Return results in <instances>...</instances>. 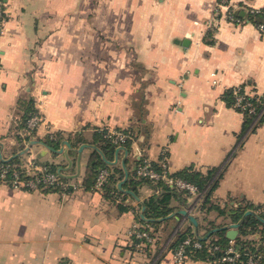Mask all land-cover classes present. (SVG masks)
I'll return each instance as SVG.
<instances>
[{"label": "crops", "instance_id": "0c3cea01", "mask_svg": "<svg viewBox=\"0 0 264 264\" xmlns=\"http://www.w3.org/2000/svg\"><path fill=\"white\" fill-rule=\"evenodd\" d=\"M4 2L0 160L17 150L11 129L28 103L42 122L23 147L35 142L40 161L80 185L28 191L0 183V264H227L177 262L172 242L193 226L182 209L200 224L229 226L230 213L264 206V112L244 127L243 111L225 99L237 87L264 94V17L245 19L264 0ZM102 126L132 130L128 147L108 150V159L101 153L122 168L115 186L123 196L115 198L82 184ZM54 132L55 152L42 142ZM139 152L170 172L223 167L207 205L227 213L206 209L203 192L183 193L166 220L148 224L141 201L159 189L142 184L136 198L126 185ZM135 226L155 234L146 252L132 249Z\"/></svg>", "mask_w": 264, "mask_h": 264}, {"label": "trees", "instance_id": "16d2710c", "mask_svg": "<svg viewBox=\"0 0 264 264\" xmlns=\"http://www.w3.org/2000/svg\"><path fill=\"white\" fill-rule=\"evenodd\" d=\"M263 12L264 9L249 10L248 14L245 16V19L247 21L253 22L259 21L262 19V17H264ZM239 90L244 95L246 101L252 102L254 104L256 111L261 109L262 103L264 102V94L248 95L242 91L241 87ZM233 91L234 90H228L226 92L225 99L228 103L232 101L234 102L235 95ZM243 113L245 115L244 127H247V125L253 120L255 114H250L246 111ZM34 114H38L37 110L33 108L31 104L27 103L25 109L23 110V114L20 116V118H18V120H16L11 129V134L17 142V150H13L12 156L9 158L0 160V165L7 163L10 165L16 164V166L13 168H20L17 164H19L22 158V155L20 154V151H22L24 148L22 143L23 141L29 140L31 137L35 136L36 129L34 128L29 130V133L25 136H20L18 131L20 128L25 126L27 118ZM124 131L132 135V130L124 129ZM98 137L100 139L99 149H93L90 154L87 164V172L83 177L82 184L88 189L92 188L99 171L102 168H106L108 170V174L106 175V179L102 184V193L112 198L121 195L123 196V194L118 191L115 186L116 180L122 178L123 176L122 168H119L115 165H110L103 159L101 155V153H103L107 159L110 158L107 153L108 150L113 151L117 145L112 141L105 139L102 132L98 133ZM60 141L61 136L56 132L48 133L42 139V142L53 152H55V150L59 147ZM130 142L131 140H127L123 145L128 147ZM141 161L142 158H138L136 160L135 170L131 175H129L126 185L137 196H139L138 188L142 184H147L152 189H159V193H153L141 201V205L144 207L143 214L148 219L147 223L154 225L160 222L159 218H163V220L168 218L169 214L174 211L171 201L177 198L182 200L181 196H183V193L185 192L179 190L174 184H170L164 179L153 181L147 177L137 175L136 167L141 163ZM40 162L41 164L46 165L50 171L58 172L56 164L46 161ZM151 164L152 167L159 172L164 170V165H159L158 162L151 161ZM223 169V167H214L209 169L207 173H201L199 171L193 170L191 167H186L178 172H170L165 166L167 176L172 178H181L197 185L199 191L203 192V202L205 205H207L209 202L210 195L217 186L219 179L222 176ZM208 208H215L219 211V213H227L224 209L217 205H207L206 209ZM241 213L242 212L237 210V212L229 214V217L233 222L239 223L237 228L238 233L234 239H229L226 236V229L228 225L215 224L213 221H207L205 224H200V222H197L196 225L178 230L177 235L172 242V246L176 247L186 237H191L192 240L200 241L202 246L199 248H194L189 245L186 246L185 248L186 252L188 253V257L192 259L213 260L217 258L220 259L223 249L227 248V246L232 243L231 245H233L238 250L240 255L237 260L234 262H228L227 264H247L246 261L248 258L255 260V264H264V216H256V214H247L243 216ZM144 227L148 229L147 226ZM256 234L258 236H256ZM137 241L138 239L134 237V242ZM214 245H218L220 250H209V247Z\"/></svg>", "mask_w": 264, "mask_h": 264}, {"label": "built area", "instance_id": "2783aa9c", "mask_svg": "<svg viewBox=\"0 0 264 264\" xmlns=\"http://www.w3.org/2000/svg\"><path fill=\"white\" fill-rule=\"evenodd\" d=\"M225 1L221 0L220 4ZM4 0H0V17L4 13ZM230 19H234L233 16L228 12L227 15ZM261 29H264V24L259 25ZM1 70V66H0ZM240 87L234 89L233 93L235 99L233 105L240 111H246L247 113L254 114L256 111L255 106L252 102L246 101L244 95L240 92ZM261 112H264V102L261 106ZM42 122V118L39 114L31 115L27 118L25 126L20 128L18 131L20 136H25L29 133V130L37 128ZM101 132L103 137L109 141H112L116 145H123L127 140H132L133 136L121 129L112 126H102ZM27 143L24 147H27ZM26 157H22L19 164L20 168H13L15 165L2 164L0 165V183L7 184L14 189L28 190V191H44L48 189L60 188L62 190H67L69 188L78 187L80 184L78 181L72 179H63L58 172L50 171L46 165L41 164L37 157L32 153L31 147L25 152ZM139 157L142 158L141 163L136 167V173L139 176L147 177L153 181L158 179H164L170 184H174L179 190L184 191L187 195H200V191L197 185L183 180L181 178H172L167 176L165 171V165L163 171H157L152 167L151 160L147 157L142 156L139 152ZM108 170L102 168L97 177L96 181L92 187L93 190H98L102 192V184L106 179ZM257 214L264 216V206L258 207L256 210ZM135 238L138 239L137 242L133 243L132 249L135 252L141 253L146 252L149 248L153 247L156 243V237L154 232L145 227L135 226L132 230ZM230 243L227 248L223 249L220 260L223 262H234L239 257L240 253L238 250ZM191 246L194 248H199L202 246L201 242L198 240H192L191 237H186L180 244L173 247L171 250L172 257L175 261L180 262L188 258V253L186 252V246ZM209 250H220L218 245L209 247ZM247 264H255L256 261L252 258H248Z\"/></svg>", "mask_w": 264, "mask_h": 264}, {"label": "water", "instance_id": "95a60500", "mask_svg": "<svg viewBox=\"0 0 264 264\" xmlns=\"http://www.w3.org/2000/svg\"><path fill=\"white\" fill-rule=\"evenodd\" d=\"M183 43H185V41H183ZM34 143H35V142H33V143H31L30 145H28L27 147H25L22 151H20V154L26 152V151L28 150V148L31 147L32 144H34ZM66 143H67V145H69L68 142H66ZM61 151H62V150H61ZM122 183H123V181H122V182H119V183H118V186L121 187ZM127 192L130 193L131 195H133V196H135V197L137 198V196H136L132 191H127ZM143 209H144V207H142V212H141L140 216H141V218L145 219L144 214H143ZM180 213L183 214V215H185V216H187V218L192 222L193 225H196V224H197V220H196V218H195L193 215L189 214L186 210L182 209V210H180ZM247 214H252V213L248 211V212H246L245 215H247ZM256 216H259V215L256 214ZM260 219H261V218H260ZM261 220H263V219H261ZM263 221H264V220H263ZM238 226H239V223H238V222H236V223H232V224H230L229 226H227V229H226V236H227L229 239H234V238L236 237V235H237V233H238V229H237Z\"/></svg>", "mask_w": 264, "mask_h": 264}, {"label": "rangeland", "instance_id": "374dc122", "mask_svg": "<svg viewBox=\"0 0 264 264\" xmlns=\"http://www.w3.org/2000/svg\"><path fill=\"white\" fill-rule=\"evenodd\" d=\"M26 156H27V154L24 155V157H26ZM40 159H41V158H40Z\"/></svg>", "mask_w": 264, "mask_h": 264}]
</instances>
